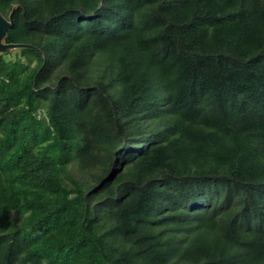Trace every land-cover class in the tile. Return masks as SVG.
Returning <instances> with one entry per match:
<instances>
[{"label":"trees","instance_id":"1","mask_svg":"<svg viewBox=\"0 0 264 264\" xmlns=\"http://www.w3.org/2000/svg\"><path fill=\"white\" fill-rule=\"evenodd\" d=\"M0 11V264H264V0Z\"/></svg>","mask_w":264,"mask_h":264},{"label":"water","instance_id":"2","mask_svg":"<svg viewBox=\"0 0 264 264\" xmlns=\"http://www.w3.org/2000/svg\"><path fill=\"white\" fill-rule=\"evenodd\" d=\"M13 26V13L6 18L0 11V52H6L21 45L19 44H7L5 38L8 30Z\"/></svg>","mask_w":264,"mask_h":264}]
</instances>
